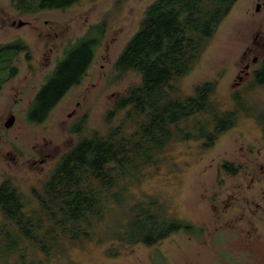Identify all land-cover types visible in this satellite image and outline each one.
Masks as SVG:
<instances>
[{"label":"rangeland","instance_id":"obj_1","mask_svg":"<svg viewBox=\"0 0 264 264\" xmlns=\"http://www.w3.org/2000/svg\"><path fill=\"white\" fill-rule=\"evenodd\" d=\"M154 1L79 0L64 9L20 13L11 0H0L16 21L12 27L1 13L0 42L21 38L29 45L28 52L15 57L16 75L0 71V183L12 181L27 214L41 213L35 191L42 190L62 155L80 138L94 131L105 134L120 125L125 133L139 129L144 117L131 116L128 108L109 119L116 100L140 81L133 71L116 77L114 62ZM20 20L30 24L17 28ZM103 22L104 33L82 80L63 95L42 123L31 122V103L58 62L64 60L69 44L77 43L92 25ZM258 31L264 33V12L256 10L254 0H238L192 70L172 84L171 96L187 97L205 82L216 83L210 110L180 124L181 134L189 132L194 138L175 135L163 150L155 152L152 163L131 168L132 175L122 176L105 192V213L88 233L83 227L75 230L83 229L80 234H73L70 227L53 225L44 217L45 227L38 232L41 243L23 237L6 251L2 228L8 224L0 211V264H238L241 255L221 248L235 237V229L219 223L225 217L250 215L251 199L264 194V189L252 182L253 170L259 174L262 166L264 172L260 120L264 84L253 83V72L264 59V46L257 48L264 36H258ZM98 34V30L91 32L92 36ZM249 47L255 49L250 52ZM249 63L250 69H245ZM233 110H237L236 124L206 146L207 138L199 135V127L211 132L216 114ZM11 116L14 122L6 127ZM81 121L82 130L73 132ZM226 163H233L236 173L227 171ZM141 201L153 202L154 210L167 219L182 220L192 228L175 231L154 245L129 242L126 223L131 208ZM8 227L17 238L16 228ZM42 243L51 246L49 253L42 250ZM240 249L246 251L242 244Z\"/></svg>","mask_w":264,"mask_h":264},{"label":"trees","instance_id":"obj_2","mask_svg":"<svg viewBox=\"0 0 264 264\" xmlns=\"http://www.w3.org/2000/svg\"><path fill=\"white\" fill-rule=\"evenodd\" d=\"M17 6L34 12L40 9H64L79 0H16ZM238 0H155L146 9L135 34L128 40L114 62L116 77L130 71L140 76L137 84L130 86L115 102L109 119L120 110L140 115L144 120L135 132L125 133L122 125L105 134L94 131L82 137L62 155L41 191H35L41 213L27 214L21 194L10 179L0 183V211L5 218L6 251H11L19 238L41 243L38 232L45 221L53 225L70 227L73 234H80L94 221L101 219L107 207L105 192L119 183L123 176L132 175L131 168L147 165L155 160V152L161 151L175 137L194 138L189 132L181 133L180 124L189 118L210 110V97L216 83L205 82L197 86L195 94L173 97V82L192 70L202 55L208 41L219 25L231 12ZM98 30V36L91 32ZM105 30V24L92 25L77 43H71L65 58L36 93L28 119L42 123L57 102L86 74ZM17 43V44H16ZM2 47V52L19 50L16 42ZM19 43V44H18ZM254 85L264 84V59L254 71ZM264 133V114L260 115ZM237 121V110L216 114L214 130L207 132L200 126L201 137L207 138L206 146L213 144L219 134L232 128ZM84 121L72 128L80 132ZM183 130V129H182ZM224 167L237 171L233 163ZM125 232L129 242L154 245L173 232L192 226L179 219H167L154 203L142 201L132 208ZM44 217L47 219L44 220ZM83 225V226H82ZM8 226L17 230L14 238ZM49 233V231L47 232ZM49 253L51 246L41 244Z\"/></svg>","mask_w":264,"mask_h":264},{"label":"flooded vegetation","instance_id":"obj_3","mask_svg":"<svg viewBox=\"0 0 264 264\" xmlns=\"http://www.w3.org/2000/svg\"><path fill=\"white\" fill-rule=\"evenodd\" d=\"M256 3V10L261 12L264 10V0H254ZM11 5L15 10H18L20 13H26V10L17 6L16 0H11ZM3 13L6 17L5 20L10 21L12 27L16 25V21L12 19L11 16H8L9 12L5 11L0 4V15ZM1 18V17H0ZM30 23L28 21L20 20L17 28L28 26ZM256 25V24H255ZM262 28L263 26H258ZM258 36L263 35L262 31H258ZM21 42L19 44V50H8L10 52L8 55L2 56V47H5L9 44L16 42ZM17 44V43H16ZM259 45L257 48H263V43H257ZM250 52H252L255 47H249ZM29 45L27 42L19 39H13L11 41L0 42V71L5 75H16L19 72V67L15 64V57L21 51L28 52ZM264 49V48H263ZM247 54V51H245ZM246 56V55H244ZM245 69H250V63L245 66ZM255 71V70H254ZM254 73V72H253ZM3 77V76H2ZM261 172L258 174L257 170H253L252 182H257L260 186V190L264 189V172L263 167L259 168ZM263 197H257L251 199L252 213L250 215L238 214L234 215L233 218L225 217L220 220L221 224L219 226H227L235 229V237L229 239L226 242V245L221 246L223 250L233 251L238 255H241V258L238 259V264H264V194ZM243 245L246 249L241 250L240 245ZM198 264V263H195ZM222 264H230L227 262H222Z\"/></svg>","mask_w":264,"mask_h":264},{"label":"water","instance_id":"obj_4","mask_svg":"<svg viewBox=\"0 0 264 264\" xmlns=\"http://www.w3.org/2000/svg\"><path fill=\"white\" fill-rule=\"evenodd\" d=\"M14 122V116H11L10 119L8 120V122L6 123V127H9L13 124Z\"/></svg>","mask_w":264,"mask_h":264}]
</instances>
